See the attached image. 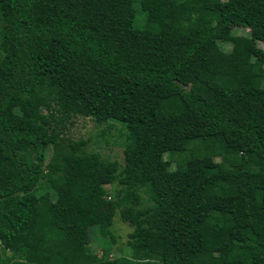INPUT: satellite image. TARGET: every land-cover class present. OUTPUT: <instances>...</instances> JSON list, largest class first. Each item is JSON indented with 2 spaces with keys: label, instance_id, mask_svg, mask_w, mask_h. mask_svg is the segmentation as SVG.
<instances>
[{
  "label": "trees",
  "instance_id": "16d2710c",
  "mask_svg": "<svg viewBox=\"0 0 264 264\" xmlns=\"http://www.w3.org/2000/svg\"><path fill=\"white\" fill-rule=\"evenodd\" d=\"M257 40L264 0H0V264H264ZM74 116L121 123L122 164L64 137Z\"/></svg>",
  "mask_w": 264,
  "mask_h": 264
},
{
  "label": "rangeland",
  "instance_id": "374dc122",
  "mask_svg": "<svg viewBox=\"0 0 264 264\" xmlns=\"http://www.w3.org/2000/svg\"><path fill=\"white\" fill-rule=\"evenodd\" d=\"M229 32L234 35H247V29L242 27H232ZM224 50H229L230 44H221ZM256 46L264 50V41H256ZM111 122V121H110ZM121 123L115 122H95L91 118L74 116L71 117L69 122H65L64 137L70 139L83 138L87 139L86 149L98 152L101 157L108 160H115L119 164H122V145L123 142V129ZM195 141V142H194ZM192 147L195 148L193 153L203 154L205 149H208L209 155L212 156L214 161H220L224 151L222 146L213 138L206 140H194ZM197 141V142H196ZM201 141V142H199ZM208 144V145H207ZM184 154H169L163 153L162 159L169 160V166L167 169H174L177 165H180L184 159ZM118 186L114 183L109 190L111 196H114V192ZM143 197V194H141ZM111 229L114 233L115 240L110 242L109 238H104L106 245L111 246L109 252L110 257L118 255H128L129 251L126 246L127 233L131 231V227L126 223L120 221L117 216V211L112 219ZM88 245L90 249L99 253L100 242L102 238L97 235L95 228H88Z\"/></svg>",
  "mask_w": 264,
  "mask_h": 264
}]
</instances>
